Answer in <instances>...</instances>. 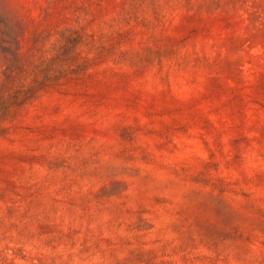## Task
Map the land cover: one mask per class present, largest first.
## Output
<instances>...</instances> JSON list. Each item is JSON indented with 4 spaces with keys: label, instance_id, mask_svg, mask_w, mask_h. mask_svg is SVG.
I'll list each match as a JSON object with an SVG mask.
<instances>
[{
    "label": "rangeland",
    "instance_id": "374dc122",
    "mask_svg": "<svg viewBox=\"0 0 264 264\" xmlns=\"http://www.w3.org/2000/svg\"><path fill=\"white\" fill-rule=\"evenodd\" d=\"M0 26L29 68L88 42L0 134V264H264V0H0Z\"/></svg>",
    "mask_w": 264,
    "mask_h": 264
},
{
    "label": "trees",
    "instance_id": "16d2710c",
    "mask_svg": "<svg viewBox=\"0 0 264 264\" xmlns=\"http://www.w3.org/2000/svg\"><path fill=\"white\" fill-rule=\"evenodd\" d=\"M1 43L5 68L0 80V134L7 130L5 122L15 112L36 98L49 87L60 84L73 73L83 71L86 61L73 62L77 51L88 45L84 35L71 28L58 32L48 54L39 58L32 67L19 64L20 42L11 29L0 26Z\"/></svg>",
    "mask_w": 264,
    "mask_h": 264
}]
</instances>
